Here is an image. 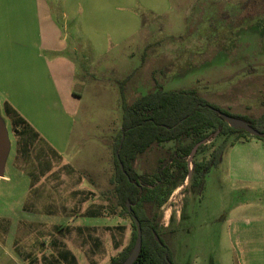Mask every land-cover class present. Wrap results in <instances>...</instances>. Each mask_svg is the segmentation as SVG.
Segmentation results:
<instances>
[{"label": "rangeland", "instance_id": "obj_1", "mask_svg": "<svg viewBox=\"0 0 264 264\" xmlns=\"http://www.w3.org/2000/svg\"><path fill=\"white\" fill-rule=\"evenodd\" d=\"M44 1L54 29L0 21V264H107L132 230L111 180L122 97L189 88L231 114L264 113V0ZM188 141L153 143L132 166L151 176ZM223 141L177 159L191 169ZM171 171L175 186L145 209L173 264H240L223 217L252 196L220 165L201 189Z\"/></svg>", "mask_w": 264, "mask_h": 264}, {"label": "trees", "instance_id": "obj_2", "mask_svg": "<svg viewBox=\"0 0 264 264\" xmlns=\"http://www.w3.org/2000/svg\"><path fill=\"white\" fill-rule=\"evenodd\" d=\"M216 110L241 118L257 131L264 132V113L258 116L231 114L189 88L163 90L161 86H157L130 103H126L122 97L120 128L113 144V162L116 168L117 202L122 207L121 213H129L125 207V201L128 200L132 205V214L137 218L141 229L140 250L131 264H173L171 249L160 237L157 222L147 213L143 204L156 199L155 189L161 190L164 185L169 187L168 189L175 186L176 179L172 178L170 172L172 165H176L184 179L188 172V164L177 159L178 153L188 156L196 142L206 137L212 138L216 131L218 135L224 137V141L213 149L207 161L192 163L191 171L195 173V178H201L200 189L204 174L217 165L228 140L229 144L246 138L264 140V136H254L241 128L228 126ZM18 121L22 120H17L15 124ZM180 138H189V141L184 144L177 143L169 155L168 162L161 164L153 175V179L158 181L157 185L153 184L155 187L149 189L147 186L153 182V179L138 176L132 167V162L153 143H165ZM197 148V151L203 149L204 143ZM137 178L143 184L141 189ZM131 227L129 242L117 255L111 256L107 264H121L130 252L136 238L134 220H131Z\"/></svg>", "mask_w": 264, "mask_h": 264}, {"label": "crops", "instance_id": "obj_3", "mask_svg": "<svg viewBox=\"0 0 264 264\" xmlns=\"http://www.w3.org/2000/svg\"><path fill=\"white\" fill-rule=\"evenodd\" d=\"M46 14L49 11L44 0H0V21L18 19L26 27L27 20L32 19L37 28H56ZM228 141L216 167L220 165L222 174L232 181L235 189H242L252 197L236 204L223 217L228 226L226 238L234 244L240 264H264V140L246 138L232 144ZM226 156L227 167L223 171ZM176 212L178 221L181 211Z\"/></svg>", "mask_w": 264, "mask_h": 264}, {"label": "water", "instance_id": "obj_4", "mask_svg": "<svg viewBox=\"0 0 264 264\" xmlns=\"http://www.w3.org/2000/svg\"><path fill=\"white\" fill-rule=\"evenodd\" d=\"M216 112L220 115V117H222L224 119V121L227 123L228 126L233 127V128H241L244 131H246L247 133L254 135V136H264V132H259L256 129H254L253 127H251L247 121L238 118V117H233L230 115H227L219 110H216ZM217 132V131H216ZM215 132V133H216ZM214 133V135H215ZM209 139L203 138L200 141L196 142L190 153H189V159L191 158L192 154L195 152L196 148L200 145L205 143L206 141H208ZM2 151V150H1ZM0 151V177L3 176V171H4V160L2 157ZM5 153V152H4ZM189 162V161H188ZM188 164V163H187ZM191 169H188V175L190 174ZM127 207L129 208V206L127 205ZM135 225H136V238L135 241L133 243V246L131 247L130 252L128 253V255L125 257V259L122 261L121 264H131L135 258L137 257L139 250H140V246H141V229L139 226V222L137 220V218L134 216L133 217Z\"/></svg>", "mask_w": 264, "mask_h": 264}, {"label": "flooded vegetation", "instance_id": "obj_5", "mask_svg": "<svg viewBox=\"0 0 264 264\" xmlns=\"http://www.w3.org/2000/svg\"><path fill=\"white\" fill-rule=\"evenodd\" d=\"M161 164H163V163H161ZM161 164H159V166H158V168L156 169V171L151 175V176H147V175H140V174H138L136 171V174L138 175V176H146L147 178H150V179H153V175L158 171V169H159V167H160V165ZM113 166H114V173H113V177H112V183H113V199H114V203H113V205H114V207L116 206V207H120V213H121V206L118 204V202H117V193H116V186H117V181H116V179H115V172H116V168H115V163L113 162ZM172 166H174V167H176V165L174 164V165H172ZM171 166V167H172ZM133 167V166H132ZM170 172L172 173V171L170 170ZM188 173V172H187ZM173 174V173H172ZM206 174V173H205ZM205 174H204V176H205ZM187 175V174H186ZM186 175H185V177H186ZM189 179H190V177L189 178H187V182L185 183V185L183 186V188H185L186 189V185L188 186V184H189ZM137 183H140V185H139V188L141 189L142 187L141 186H143V184L141 183V180L139 179V178H137ZM157 183H158V181H157V179H153V182L151 183V184H148V186L147 187H149V189H153L155 186H153V184H155V185H157ZM202 184L204 185V177H203V182H202ZM184 189V190H185ZM201 189V188H200ZM127 205L129 206V208L127 207ZM144 209H145V206H146V202H144ZM125 207H126V209H127V211L130 213H128L127 215L129 216V218H130V220H134L133 219V217H134V215L132 214V205L130 204V202L128 201V200H126L125 201ZM114 210H115V208H114ZM116 214V213H115ZM114 214V215H115ZM121 214H126V213H124V212H122Z\"/></svg>", "mask_w": 264, "mask_h": 264}]
</instances>
